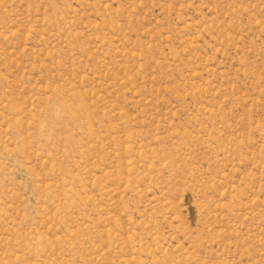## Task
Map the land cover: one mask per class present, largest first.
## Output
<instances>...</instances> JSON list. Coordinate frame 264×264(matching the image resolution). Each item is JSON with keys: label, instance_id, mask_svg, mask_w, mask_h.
Here are the masks:
<instances>
[{"label": "rangeland", "instance_id": "rangeland-1", "mask_svg": "<svg viewBox=\"0 0 264 264\" xmlns=\"http://www.w3.org/2000/svg\"><path fill=\"white\" fill-rule=\"evenodd\" d=\"M0 264H264V0H0Z\"/></svg>", "mask_w": 264, "mask_h": 264}]
</instances>
